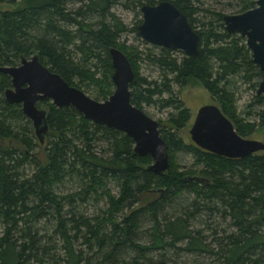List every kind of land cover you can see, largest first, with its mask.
Wrapping results in <instances>:
<instances>
[{
  "label": "trees",
  "instance_id": "1",
  "mask_svg": "<svg viewBox=\"0 0 264 264\" xmlns=\"http://www.w3.org/2000/svg\"><path fill=\"white\" fill-rule=\"evenodd\" d=\"M158 1L126 0L123 5L140 11ZM167 1L198 28L200 55L176 57L170 49L152 46L157 53L145 57L161 71L157 82L140 76L137 49L120 41L127 29L111 8L122 0H0L15 5L0 10V65L14 66L37 54L70 85L82 91L92 85L94 98L105 100L113 90L108 49L116 47L135 72L131 103L172 110L158 120L169 168L157 175L146 168L150 156L134 153L129 136L47 99L36 104L47 110L48 130L40 143L20 105L5 100L11 81L0 73V264H204L172 258L170 249L209 253L218 264H264V151L228 158L198 147L184 131L189 109L171 87L205 88L246 137L264 127V94L256 93L261 72L245 39L224 30L219 8L204 7L202 0ZM235 2L232 13L256 5V0ZM237 78L255 92L252 104L258 108L247 114L258 123L237 113ZM99 144L104 146L96 152ZM178 152L190 154L193 164L180 168ZM111 181L116 194L108 186ZM66 183L75 187L62 190ZM90 201H102L104 207L88 214L83 208ZM212 214L231 229L211 228L215 252L202 231L193 228V222L201 224ZM41 220L53 223L52 234L42 231Z\"/></svg>",
  "mask_w": 264,
  "mask_h": 264
},
{
  "label": "water",
  "instance_id": "2",
  "mask_svg": "<svg viewBox=\"0 0 264 264\" xmlns=\"http://www.w3.org/2000/svg\"><path fill=\"white\" fill-rule=\"evenodd\" d=\"M140 12L137 34L144 41L179 50L192 58L199 57L200 36L172 2L162 0L154 5L145 4L140 7ZM222 23L225 31L245 39L251 60L261 72L256 93L264 94V0H256L253 8L243 12L223 14ZM108 53L113 68V90L105 100H95L70 85L43 65L37 54L22 57L14 66L0 65V73L7 74L11 81V86L4 90V98L9 104L20 105L40 143L48 130L47 110L36 104L47 99L56 107L72 106L95 124L123 132L133 141L135 154L150 156L147 170L162 175L169 168V153L168 145L160 135V123L130 101V84L135 72L128 57L116 47H110ZM188 135L198 147L218 156L243 158L264 151V142L239 135L213 102L197 109Z\"/></svg>",
  "mask_w": 264,
  "mask_h": 264
},
{
  "label": "rangeland",
  "instance_id": "3",
  "mask_svg": "<svg viewBox=\"0 0 264 264\" xmlns=\"http://www.w3.org/2000/svg\"><path fill=\"white\" fill-rule=\"evenodd\" d=\"M123 2L119 4H114L111 8V12L115 14V16L126 26V31L123 32L120 36V41L126 45H129L131 47H134L137 49V63L139 65V74L140 76H143L147 79V81H159L160 80V74L161 71L154 65H152L150 62L147 61L145 55L149 52L157 53L158 49L152 47L151 44L145 42L138 34L137 31H134L133 27L137 24L139 19H141V12L138 11L137 8L131 9L126 8L123 3H125L126 0H122ZM203 4L205 3L204 7H216L219 8L224 14H231L237 9V5H235L236 0H221L217 3H213V1L210 0H202ZM227 2H232L231 5H227ZM14 4L9 3H3L0 4V10L5 9H12L14 8ZM201 17V14L198 15V18ZM173 55L176 57L181 56V51L178 52L177 50H172ZM173 94L180 99L184 106H186L189 109V112L191 114L190 121L188 125L184 128V131L188 134V129L193 121L194 115L197 111V109L205 104L213 102L209 92L196 84L180 87L177 84L171 83ZM83 92H85L88 96L95 99L94 96L95 88L92 85H88L87 87L82 88ZM253 88H250L247 83H243L241 80L237 78V83L235 86V97H236V108L237 113L240 117L247 119L248 121H256L257 119L255 116H252L251 114H247L248 112L252 113L254 112L258 107L255 106V104H252L253 95H254ZM166 96V95H164ZM163 96V97H164ZM99 100L100 99H95ZM143 111L150 116L151 118L155 120H164L167 118L170 111H172L170 108H160L157 104L152 105H143L142 107ZM258 123V122H257ZM32 125V124H31ZM245 138H252L257 139L262 142H264V127H259L255 129L253 133L246 136ZM98 146V145H97ZM104 144H99L98 147L95 148L96 152L99 151V147H103ZM177 158V164L180 168L188 167L192 165L193 158L190 154H186L183 152H178L176 154ZM108 186L110 187L112 193L116 194L118 192V187L116 183L109 182ZM75 187L74 184L66 183L65 186H62V190H68V188ZM104 207L102 205V201L100 202H93L90 201L89 204H86L83 208L85 212L88 214L94 212L98 208ZM201 222H193V228H198L202 231V234L206 238L207 243H209V247L213 249V252L217 250L216 243L213 242L212 234H211V228H216L219 225V228L224 229L226 228L228 231H230V228H227V222H223L219 219L218 216L215 214L212 216H203L202 220H199ZM53 223H49V221L41 220L40 227H42V231L48 234H52L53 226L51 227ZM0 230H1V224H0ZM51 242V241H50ZM52 243V242H51ZM50 243V244H51ZM180 245V244H177ZM57 252V251H56ZM58 253V252H57ZM170 256H173L172 258L181 257V261H188L191 263L194 258L203 261L204 264H218L216 261L215 255L209 254V253H201L199 255L194 253H187L184 251H178L174 249H170L168 252ZM193 263V262H192Z\"/></svg>",
  "mask_w": 264,
  "mask_h": 264
},
{
  "label": "flooded vegetation",
  "instance_id": "4",
  "mask_svg": "<svg viewBox=\"0 0 264 264\" xmlns=\"http://www.w3.org/2000/svg\"><path fill=\"white\" fill-rule=\"evenodd\" d=\"M158 2H160V1H158ZM158 2H156V3H158ZM156 3H154V4H156ZM154 4H148V5H154ZM174 5H175V4H174ZM186 17H187V16H186ZM187 19H188V18H187ZM140 22H141V20H140ZM140 22H139V23H140ZM139 23H138V25H139ZM138 25H137V26H138ZM192 28H193L195 31H197V29H198V28H195V27H192ZM197 33H198V32H197ZM198 34H199V33H198ZM145 42H146V41H145ZM151 45H152V44H151ZM152 46H157V45H152ZM160 47H161V46H160ZM199 47H200V41H199ZM177 51H179V50H177Z\"/></svg>",
  "mask_w": 264,
  "mask_h": 264
}]
</instances>
